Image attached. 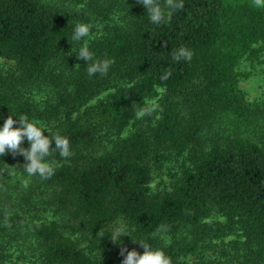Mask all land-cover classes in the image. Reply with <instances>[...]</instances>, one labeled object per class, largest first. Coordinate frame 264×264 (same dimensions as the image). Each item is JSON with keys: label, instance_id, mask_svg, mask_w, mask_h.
Instances as JSON below:
<instances>
[{"label": "trees", "instance_id": "trees-1", "mask_svg": "<svg viewBox=\"0 0 264 264\" xmlns=\"http://www.w3.org/2000/svg\"><path fill=\"white\" fill-rule=\"evenodd\" d=\"M77 23L92 25L94 57L114 61L107 76L77 58ZM181 46L190 62L173 60ZM263 55L253 0H183L159 26L139 0H0V127L27 116L73 153L47 157L48 179L20 154L0 156V264L122 263L121 248L143 253L139 241L171 264H264V101L239 89L242 62ZM167 174L169 189L153 191ZM212 213L226 222H201ZM121 220L130 236L115 244ZM234 232L237 259L205 257Z\"/></svg>", "mask_w": 264, "mask_h": 264}, {"label": "clouds", "instance_id": "clouds-1", "mask_svg": "<svg viewBox=\"0 0 264 264\" xmlns=\"http://www.w3.org/2000/svg\"><path fill=\"white\" fill-rule=\"evenodd\" d=\"M139 2L147 10V15L151 23L161 25L166 23L170 15L174 11L183 8V0H139ZM256 6L264 4V0H253ZM166 9L168 11H166ZM92 25L89 23H77L71 37V43H81V47L76 51L77 58L87 61L85 71L88 76L99 74L101 77L107 76L111 65L114 63L110 58L99 59L95 58L90 51L85 38L90 37ZM172 58L175 62L181 60L191 61L193 52L186 46H181L176 50H171ZM91 61L92 63H89ZM170 75V73H169ZM167 79V76L162 77ZM151 107H141L136 111V118H143L145 115H150ZM19 120V127H14L17 120L9 115L0 127V156L11 152L13 156L20 154L25 158L23 170L29 176H40L42 179H48L54 174V162L49 161V157L53 151H58L63 159H68L73 155L71 151L70 141L67 137L59 134L45 135L46 127L39 125L36 122L30 121L27 116H23ZM48 131V130H47ZM27 139L29 147H22L24 139ZM161 229H157L160 231ZM130 236L127 229L123 226V222L117 221L116 226L111 231V238L115 244H121V236ZM135 242V241H134ZM143 247V253L137 252L135 249L128 251L126 248H121V255L124 257L122 264H171V259L161 249H153L150 245L139 241ZM126 253V255H125Z\"/></svg>", "mask_w": 264, "mask_h": 264}, {"label": "rangeland", "instance_id": "rangeland-1", "mask_svg": "<svg viewBox=\"0 0 264 264\" xmlns=\"http://www.w3.org/2000/svg\"><path fill=\"white\" fill-rule=\"evenodd\" d=\"M2 63V61H0ZM239 71L242 75L240 79L239 89L243 92L245 96L246 102L251 105L260 104L264 101V55L260 57V59L256 61L245 60L242 62ZM107 95V94H106ZM106 95H100V98H105ZM96 101V100H95ZM45 131V130H44ZM172 181V175H164L160 177H155L152 181L150 188L153 191H162L168 190ZM52 219L51 215L48 214L46 216V220ZM202 223L205 224H224L226 221L222 216L217 214H210L208 217L204 218ZM123 226L126 228L125 224ZM113 229V228H112ZM112 230H110L111 233ZM127 235L121 236V238H126ZM163 241L169 242L170 236L167 235L166 232H162L159 236ZM243 239L238 235V232H234L230 235L221 237L219 239H214L210 243V250L205 252V257L209 260L212 259H223V260H231L237 259L235 258L236 252V243L241 242ZM114 245V244H113ZM106 248L98 249L96 247L97 253L101 256V258L105 257L108 259L106 254ZM226 255H231L230 257H225ZM201 257V255H200ZM198 257H190L187 259L186 263L192 264L198 261ZM112 264H122L119 260H115Z\"/></svg>", "mask_w": 264, "mask_h": 264}]
</instances>
